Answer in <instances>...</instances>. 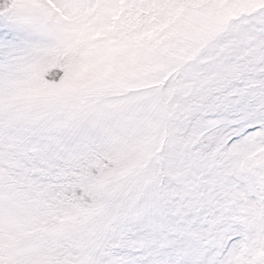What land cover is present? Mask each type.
Returning <instances> with one entry per match:
<instances>
[{"label":"snow or ice","instance_id":"1","mask_svg":"<svg viewBox=\"0 0 264 264\" xmlns=\"http://www.w3.org/2000/svg\"><path fill=\"white\" fill-rule=\"evenodd\" d=\"M0 264H264V0H0Z\"/></svg>","mask_w":264,"mask_h":264}]
</instances>
